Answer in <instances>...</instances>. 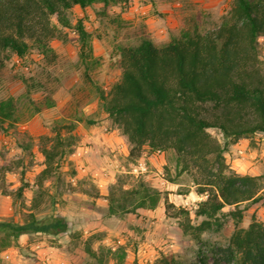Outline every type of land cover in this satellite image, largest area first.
Here are the masks:
<instances>
[{"label": "trees", "instance_id": "16d2710c", "mask_svg": "<svg viewBox=\"0 0 264 264\" xmlns=\"http://www.w3.org/2000/svg\"><path fill=\"white\" fill-rule=\"evenodd\" d=\"M131 1L0 0V74L10 59L15 57L21 63L34 51L50 62L55 60L51 41L61 30L51 22L52 16L61 26L73 28L78 34L84 76L97 92L99 107L129 139V157L137 160L146 148L151 152L173 150L175 174L171 176L168 169V180L177 183L183 174H190L196 192L206 195L195 210L202 221L192 224L187 209L170 202L168 196L144 180L128 188L117 182L107 196L109 214L155 209L164 197L166 215L181 218L183 233L194 231L198 236L214 226L221 227L222 219L231 218L234 230L227 246L218 249V259L210 263L200 250L195 264H264V222L252 218L247 227L240 225L249 203L264 198V175L239 174L230 168L224 155L239 138L264 134V60L260 48V38L264 39V0H233L213 30L183 28L162 44L142 37L135 44L120 46L121 76L105 92L90 74L95 56L92 33L84 24L87 8L101 4L98 13L107 15V9L124 8ZM76 5L85 15L73 24L69 13ZM44 69L30 76L22 70L19 80L24 85L23 94L0 99V130L7 133L20 120L21 104H26L30 116L55 106L51 87L39 76L44 75ZM36 93L42 96L35 98ZM86 122L92 124L94 120L87 118ZM75 127L76 122L71 121L64 135L55 125L53 136L44 137L40 146L45 158V167L38 175L40 193L43 179L57 173L61 160L76 144L77 136L72 132ZM209 129L222 133L225 141H219ZM0 177V189L6 191L4 176ZM24 187L22 184L17 189V197L22 196ZM68 230L63 216L39 218L31 210L20 221H0V252L18 245L25 233ZM87 252L99 264H107L103 255L89 247ZM112 253L113 264H122L126 252ZM0 264L6 263L0 260ZM154 264L179 261L169 253Z\"/></svg>", "mask_w": 264, "mask_h": 264}, {"label": "rangeland", "instance_id": "374dc122", "mask_svg": "<svg viewBox=\"0 0 264 264\" xmlns=\"http://www.w3.org/2000/svg\"><path fill=\"white\" fill-rule=\"evenodd\" d=\"M232 1L132 0L124 8L107 9V15L98 13L101 4L89 6L84 24L92 33L95 59L91 76L108 92L121 76L120 46L135 44L142 37L162 44L183 28L213 30L220 25ZM84 15L76 5L69 18L75 24ZM51 22L61 30L51 41L55 60L50 62L34 51L21 63L15 57L10 59L0 74V99L9 95L19 97L24 92L19 80L22 70L25 76H30L45 66L44 75L39 76L47 81L56 101L55 106L32 116L26 104H21L20 120L7 133L0 130V176H4L6 184V191L0 189V221H20L34 210L39 218L63 216L69 230L25 233L19 237L18 245L0 252V260L6 264H99L87 252L89 247L103 255L107 264L115 262L112 252L116 250L126 252L122 264H154L169 253L174 254L179 264H195L200 250L214 263L218 249L227 246L234 230L231 218L222 219L221 227L214 226L198 236L194 231L183 233L181 218L166 215L164 197L155 209L109 214L107 196L117 182L128 188L144 180L168 196L170 202L187 209L192 224L202 221L195 210L206 195L196 192L190 174H183L177 183L168 180V169L171 176L175 174L173 150L151 152L146 148L137 160L129 157V139L99 107L97 92L84 76L78 34L73 28L61 26L56 16L51 17ZM260 42L264 60V39L260 38ZM41 96V93L34 95ZM87 118L94 123H87ZM71 121L76 122L72 132L77 142L61 160L57 173L43 179L40 193L38 175L45 167L40 146L44 137L53 136L55 125L67 135ZM209 131L222 143L225 141L219 131ZM224 155L233 171L264 175V134L239 138ZM22 184H25L23 194L17 197L16 191ZM262 194L264 197V187ZM252 218L264 222V198L249 203L240 225L247 227Z\"/></svg>", "mask_w": 264, "mask_h": 264}]
</instances>
